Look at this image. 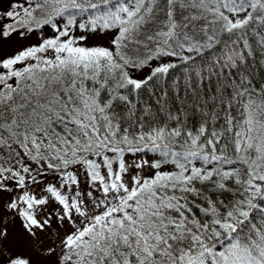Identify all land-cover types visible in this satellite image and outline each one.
I'll use <instances>...</instances> for the list:
<instances>
[{"label":"snow or ice","instance_id":"6c2138e0","mask_svg":"<svg viewBox=\"0 0 264 264\" xmlns=\"http://www.w3.org/2000/svg\"><path fill=\"white\" fill-rule=\"evenodd\" d=\"M0 264H264V0H0Z\"/></svg>","mask_w":264,"mask_h":264}]
</instances>
